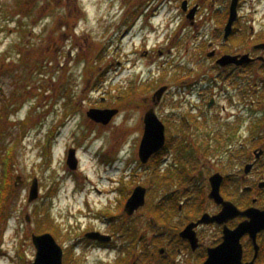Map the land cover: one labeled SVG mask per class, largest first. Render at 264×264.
Here are the masks:
<instances>
[{"label":"rangeland","instance_id":"obj_1","mask_svg":"<svg viewBox=\"0 0 264 264\" xmlns=\"http://www.w3.org/2000/svg\"><path fill=\"white\" fill-rule=\"evenodd\" d=\"M251 9L254 28L264 31V0L253 2ZM177 14L171 0H0V185L6 168L1 159L12 151V190L0 217V264H32L36 254L32 234L49 232L61 247L84 233L88 237L95 221L88 212L108 207L111 216L120 217L121 192L126 187L130 193L137 185L146 188L145 203L128 215V224H135L127 234L139 228L142 247L137 255L143 258L130 257L125 263V258L115 259L113 251L80 242L78 249L84 253L76 264H160L166 256L165 264L173 255L179 264H199L203 259L196 251L177 254L176 238L173 255L168 244L169 255H156L175 237L171 224L176 226L174 233L180 225L181 219L172 216L171 196L178 198L182 187L193 185L202 192L195 176L199 157L211 160L210 169L229 149L251 160L258 146L249 140L257 132H248V124L263 114L255 113L249 120L248 101L264 96V89L253 90L264 79V69L255 63L241 73L219 74L214 57L206 55L209 33L198 26L199 18L195 27L187 22L179 31ZM164 85L169 89L154 105L152 95ZM211 97L215 101L209 109ZM151 107L166 125V141L141 168L137 162L142 119ZM90 108H114L117 114L102 124L87 116ZM189 108L195 118L202 114L204 124L187 128L188 135L182 125L172 130L173 118L180 121ZM173 131L178 140L169 141ZM226 136L232 137L229 145L214 151L219 143L224 145ZM205 137L213 140L203 147L199 140ZM70 148L76 149L74 169L66 161ZM173 157L188 161L184 171L155 182L153 174L171 173ZM244 162L238 159L241 169ZM136 164L141 169L132 174ZM33 177L38 195L28 201ZM153 210L164 217L159 220ZM218 236L215 226L206 227L203 246ZM73 258L68 256L67 262L74 264Z\"/></svg>","mask_w":264,"mask_h":264},{"label":"flooded vegetation","instance_id":"obj_2","mask_svg":"<svg viewBox=\"0 0 264 264\" xmlns=\"http://www.w3.org/2000/svg\"><path fill=\"white\" fill-rule=\"evenodd\" d=\"M201 1L203 0H171V8L173 7L178 13L177 16H180V24L178 26V30L181 31L185 29L184 27L186 26L187 22L191 23L190 26L194 25L196 23V18H199L200 25L198 26H200L203 32L206 31L207 33H209V38L206 45L210 47V51L208 53L206 52V55L207 57H214L213 66L218 70L219 74H221L220 72L227 73V75L231 72L241 73L243 71H247L251 67V65L255 63H257L258 65H260V67H263L264 69V31H257L256 28H254L253 16H251V12L255 11L254 9H251L252 3L255 1L262 2L263 0H207L208 3L207 1H205L203 4L200 3ZM248 2H251L250 5L248 4ZM231 8H234L232 19ZM248 8L251 10H247ZM177 16L173 17L175 18ZM123 34L125 36L126 34H128V31H126V33L124 32ZM169 39L171 41V33L169 34ZM224 48L228 51L224 53L219 52L221 50H224ZM240 50H243V52L239 53L238 51ZM256 52H258V54H256ZM244 55L248 56L249 62H243L242 64L230 62L225 65H221L218 63V60L223 56H239L238 58L240 59V56ZM227 77L228 76H226V78ZM215 80L217 79L215 78ZM221 80H223V77L221 78ZM259 81V84L254 85L255 88L253 90L256 93L259 92V90L264 89V79L260 78ZM167 91H165V93ZM191 93L192 91L188 94L190 95ZM262 95L263 94L257 96L256 98L252 99V101H250V99L248 101V103L250 102V105L248 106L250 109V115L248 117L249 120L253 115H255V113L261 112L263 114L262 116H259L257 120H253L250 123L248 122V132H257L256 134H253V136L249 140V142L252 140L250 144L255 143L258 146L252 151L251 160L244 159L245 156L243 155L244 157H242L237 152L235 154V149H229L227 150V152H225L224 155L218 156L216 159L217 167H213L212 164V169H210L211 167L208 165L211 161L209 158L208 160L207 158L202 160L199 157L195 160L196 163L200 162L195 176L197 178V181L200 182L202 192L197 190V186L193 185L195 186L194 189H196L197 192L191 190L193 186L182 187L180 189L182 191V194L180 195L182 196H179L178 198H176L175 196H171V211L173 212L172 216L173 218H180L181 221L179 228L177 229L178 231H176V233L173 232L176 226H174V223L171 224V235L175 237L171 238V240H169V243L165 242V245H163V247H159L156 250V255L158 257H161L163 256V254L165 255L166 253L167 255L170 254L167 248V244L169 246L171 245V255L174 254L172 250L175 246L174 240L176 238L178 239L177 243H179L178 247H176L175 250L177 254L180 252H186L185 254L189 253L191 255V252L196 251L197 256L202 255L203 258L199 264H204L208 261L211 251L219 247L224 242L225 229L234 230L241 222L249 220L248 216L242 215H234V217H230L231 209L226 212H223V202H221V200H218V198H214L211 196L213 189L212 181L215 184L219 183L218 192L221 198L224 201L231 202L233 206H235V211H246L249 209L264 211V179H260L264 178V164L261 163L264 160V96ZM152 98L154 105L157 104L158 102L156 101V98H154V94L152 95ZM231 98H233V96L230 95L229 99L231 100ZM214 101L215 97H211V99L206 105L207 108L210 109ZM191 110L192 109L189 108L180 121L178 119L175 120L173 118V116L175 115L174 111L171 113L173 123L175 125L172 130H175L177 126L182 125V127H186L184 131L187 132V128H190L191 126L197 128L196 123L200 125L204 124L205 120L203 119V117H201L202 114L200 116L198 115V117L195 118L193 117V112ZM158 118L161 120L160 116H158ZM142 121L144 123V116ZM163 124L166 129V125L164 122ZM174 133H171V135L168 136V138L170 137L169 141L175 138L176 140H178V133ZM188 134L189 133L187 132V135ZM209 139L213 140L210 137H205L202 140H199V144H201V146L203 147H206V142ZM216 141L220 142V137L217 138ZM225 141L226 142L224 143V145L222 143L216 145L214 147V151H219L222 147H227V143L229 145V142L232 141V137L226 136ZM47 144L48 147L51 146L50 139H48V141L46 142V146ZM238 159H243L245 161L242 166V169L239 167ZM137 163L141 168L146 167V163L143 164L139 161ZM187 163L188 161H183L181 158L175 159L173 157L171 159V178H173L174 174H176L177 172H183V169H185ZM138 165L136 164V166L133 168V171L131 172L132 174L141 169L138 167ZM237 166L238 169H234V167ZM226 168L229 169L227 170ZM206 169H208L209 171H207ZM79 170L80 169L76 170V172H78ZM194 170L195 169L188 170L189 175ZM190 177L193 179L192 175H190ZM95 190L98 191L97 194H102L100 190ZM133 190L134 189H132V191L128 193L129 191H126L125 187L124 190L121 192V194H124V196L119 202L120 206L123 205L122 207H119V209L121 210L120 217L116 215L111 216L108 213V207H102L103 209L97 208L94 209V212H88V214L93 213V216L89 215L92 220L99 221L100 219V221H93V223L90 224L91 231H93V233H90L88 237L84 233L82 237L78 238L76 242L72 243L71 245L64 247L62 246V264H72L71 260L67 262L66 258L68 256L74 257L73 263L76 264V259L79 260V257L84 253L83 251H80L78 249V245L80 242L88 244L90 248L106 250L108 251V253H111L113 251L115 252V259L119 258V260L122 261V259L125 258V260H123L125 263H127L128 261L130 262V257L134 259L137 258L138 261L143 258L142 255H137V249L139 248V246L142 247V242L141 244L139 243L140 238H142V235L140 236L138 234L139 228L135 230V232L127 234V231L129 230L130 226L131 230L134 228L132 225L135 221L128 224V215L131 214H128L124 208ZM200 193H202V195H200ZM251 193H254L255 195L250 198ZM203 194L206 196L203 197ZM205 198L208 199V201L210 202V206H206ZM174 205H176V208ZM96 212H98V214H96ZM134 213H137V211ZM99 215L104 217L99 218ZM202 219H205L206 221L200 222ZM190 224L194 225L192 227V231L196 239L195 246L192 245L191 241L188 238H184L181 236V232ZM208 226H215L219 230V236L216 239L213 238L211 244L203 246L205 244L203 232L204 229ZM255 238L256 244L258 246L257 255L255 244L252 238L250 237V234L246 233L241 236V263H249L253 261V264H264V229L258 231ZM151 254L152 256H156L153 250ZM176 258L177 257L173 255L171 259L168 260V263L165 264H179V259ZM178 258L182 257L179 256ZM162 259H164V261H162L163 263L168 258L164 256ZM183 260H185V258H183ZM155 263L156 262H152V264ZM159 263L162 264L161 262ZM188 264L191 263L188 262Z\"/></svg>","mask_w":264,"mask_h":264},{"label":"water","instance_id":"obj_3","mask_svg":"<svg viewBox=\"0 0 264 264\" xmlns=\"http://www.w3.org/2000/svg\"><path fill=\"white\" fill-rule=\"evenodd\" d=\"M232 9V16L234 8ZM230 19V20H231ZM239 57V56H238ZM223 56L218 60L221 65L228 64L230 62H236V64H242L243 62H249L247 55L240 56ZM167 87H160L155 93L154 98L158 102L166 91ZM117 114L116 109H98L91 108L87 112V116L95 122L102 124H108L112 117ZM165 144V126L163 122L158 118L154 109H149L144 115V132L140 142L138 155L140 160L145 163L155 153L159 152ZM67 164L71 169L77 167V161L74 156V150H70L68 154ZM249 168V167H248ZM248 170V169H247ZM213 180V179H212ZM36 179L33 180L31 188L29 190L28 201L34 200L38 195ZM212 193L211 196L218 198L224 204L223 212L231 209L230 217L234 215L248 216L249 220L241 222L234 230L225 229L224 242L212 250L208 261L204 264H253V261L249 263H241V245L240 238L244 234H250V237L254 241L256 255L258 246L256 244V234L258 231L264 229V211L255 209H249L246 211H235V206L229 201H224L219 194V183L215 184L212 181ZM146 189L143 186H136L131 196L128 198L125 204V211L128 214H132L139 207L145 203ZM217 200V199H216ZM29 222V217H26ZM206 221L202 219L200 222ZM194 225H188L182 232L181 236L188 238L192 245L195 246L196 239L192 231ZM32 242L36 249L35 258L32 264H62V248L58 245L55 238L50 233H43L40 235H32ZM256 257V256H255Z\"/></svg>","mask_w":264,"mask_h":264},{"label":"trees","instance_id":"obj_4","mask_svg":"<svg viewBox=\"0 0 264 264\" xmlns=\"http://www.w3.org/2000/svg\"><path fill=\"white\" fill-rule=\"evenodd\" d=\"M10 152L12 153V151H10ZM10 152H9V154L6 157L1 159L2 161L3 160L6 161V168H5L6 172L3 175V182H2V185L0 186V217H1V214H2V211H3V207H4L5 196H10V193H11V190H12V186H11V183H10V181H11L10 176L11 175H10V169H9L10 161H11ZM162 175L163 174H161L159 172L153 174L154 181L155 182H157L158 180L159 181H164V180H166L168 178H171V173H169V171L164 176H162ZM160 210H161V208H160ZM153 211H154V213L156 212L155 210H153ZM39 214H36V215H39ZM157 214L156 215L158 216L159 220H161L162 217H164L163 214H161V211H160V214L159 213H157Z\"/></svg>","mask_w":264,"mask_h":264}]
</instances>
